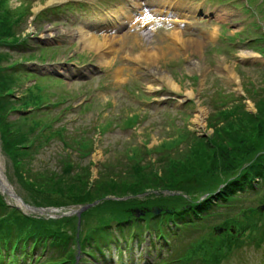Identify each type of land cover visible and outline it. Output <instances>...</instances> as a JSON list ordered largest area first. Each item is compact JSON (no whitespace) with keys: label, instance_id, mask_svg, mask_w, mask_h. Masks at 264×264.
<instances>
[{"label":"rangeland","instance_id":"374dc122","mask_svg":"<svg viewBox=\"0 0 264 264\" xmlns=\"http://www.w3.org/2000/svg\"><path fill=\"white\" fill-rule=\"evenodd\" d=\"M22 1L28 2L33 16L23 31L24 34L30 35L28 45L13 51L15 61L26 57L29 52L38 51L39 49H35L36 44L49 49L41 55L42 57H38L39 53L34 52L36 57L23 59L26 70L45 76V79H39L37 75L28 77L21 84V90L41 80L43 84L50 86L49 93L56 94L50 96L52 102L71 95L65 104L47 106L46 113H40L46 116L42 122L48 118L59 119L53 125L54 128H65V142L55 138L50 142V146L44 144L31 162L32 172L40 171L43 175L48 173L47 169H51L52 173L57 170L61 172V158L69 155L72 162L77 160L81 165L87 164L88 161L92 163L89 170L90 179L93 181L100 174H105L106 165L114 167H108L113 170L108 172L110 174L122 172V164L128 162L127 156L134 155L138 147H141V152L138 151L141 156L144 155L145 148L149 149L151 154L147 160L156 165L155 161L159 155L154 152L164 149L163 146L167 144L177 145L176 152L179 154L184 152L186 141H178L181 140V135L185 136L186 131L187 134L198 137L210 136L213 131L210 126L212 123L218 127L230 123L236 125L234 118L225 121L221 117L224 114L221 113L235 108L233 104L243 101L242 97H245L246 100L242 102L245 105L244 110L255 114L254 102L264 97V52L259 51L264 43L255 44L253 48L247 41L260 39L264 33V0H232L230 5L221 2L225 0H168V8H171L168 12L172 13L171 17L166 19L168 24H163L164 18L154 14L151 16L153 29L139 27L135 29L136 34H133L135 31L130 32V29L128 31L126 24L121 25L119 29L116 27L115 30L112 27L103 29V25L95 23L101 17H116V10L127 6L132 0H77L78 3L74 4L76 6L61 7L35 22V13L50 0H11L12 6H19ZM138 1L143 3L145 0ZM84 2L87 4L77 6ZM242 4L252 11L245 12L247 9L240 7ZM176 6L180 12L172 10ZM134 16L140 17L136 13ZM185 18L196 24L192 27L178 24L179 19ZM118 19L115 21L121 22ZM109 21L111 20L108 19ZM84 30L87 32L83 33ZM83 34L97 40V45L94 48L82 47ZM235 34L238 38L234 40ZM241 39L247 40L242 42ZM0 52L3 53L2 50ZM50 55L44 62V57ZM165 75L170 77L172 85L163 78ZM53 78L60 79L61 82L54 81ZM67 89L70 91L65 93ZM84 102L87 103L81 107ZM15 118L16 115L11 116L12 120ZM127 120L135 124L132 126L131 122L129 127L125 126ZM243 120L241 122H244ZM69 137L84 138L86 142L93 139V146L87 157L81 159L74 145H65ZM1 146L0 140L1 167L6 178L11 179L8 184L15 194L24 204L33 208L54 209L41 205L39 197L30 194V191L18 183L12 173L13 165ZM80 152L82 155L86 153L85 146L80 148ZM161 152L164 153L165 150ZM102 164L105 165L102 167ZM76 171V166L70 169L71 174ZM161 192L153 190L148 194L134 195L131 204L154 206L159 204L157 198L160 197L162 201L165 200L164 196L167 200L180 198L181 195L183 199H187V194L179 191ZM261 196V193L247 196L242 208H258L264 201ZM64 208L76 213L84 207L70 204ZM108 210L111 211L112 208ZM241 211L242 209L221 212L216 221L207 224L218 226L227 216H235ZM91 212L93 215L91 214L88 224L91 228L86 233L95 229L102 234L99 226L102 222H98V218L101 217L99 221L107 220L108 214L105 211H98L99 215L95 214L97 212ZM46 216L48 215H43ZM192 225L178 224V227L173 228L175 237L184 241L186 234L194 231L189 228ZM203 227L201 224L196 231L202 230ZM206 228L208 232L209 228ZM139 229L148 230L151 235L152 230L140 228L136 223L124 228L112 226L109 230L105 229L109 240L102 239L108 247L105 257L90 247L85 249L86 257L81 264H88L84 262L89 260L87 255L93 259L89 260L93 264H150L149 258H142L144 246L140 245L139 238L135 239L138 240L137 243H131V258L127 252L119 254L116 251L118 240L126 247L133 234L140 233ZM236 229L239 231L238 227ZM254 234H250V240L246 238L241 250L235 248L228 251L230 248L225 247V254L228 251L225 258L227 261L222 264H264V239L257 241V238L253 237ZM204 236L205 233H197L198 238L187 243L189 245L197 240L196 246L192 245L189 249L186 245V249L180 254L175 251L174 245L169 248V243L155 239L152 241L149 255H159L166 261L171 258L170 251H173V264L176 261V264H202V254L195 253L194 246L202 250L200 242ZM220 239L226 241L227 236L224 235ZM81 240L85 243L84 239ZM182 245L183 243L177 242L175 246L180 249ZM159 247H162L160 254ZM56 256H63L66 262L69 257L61 249L50 250L42 263L54 260ZM158 257H155L156 263Z\"/></svg>","mask_w":264,"mask_h":264},{"label":"trees","instance_id":"16d2710c","mask_svg":"<svg viewBox=\"0 0 264 264\" xmlns=\"http://www.w3.org/2000/svg\"><path fill=\"white\" fill-rule=\"evenodd\" d=\"M1 3L2 0L0 50L2 47H9L7 44L13 43V46L18 39L17 26L15 27L17 23L11 24L14 13L4 8ZM7 59L8 55L0 52V65ZM21 71L23 70L19 63H13L6 70L0 69V135L3 149L12 161L18 181L30 194L39 197L41 205L65 207L70 204L91 203L107 196L125 197L160 190L180 191L189 198H195V202L199 197L208 194L201 204L196 203L194 207L197 212H205L214 206L218 208L219 205L234 203L232 198L235 199L238 192L255 191L256 187L264 185V97L254 102L255 114L244 110L245 106L241 101L233 102L235 108L220 112L224 114L221 116L223 120L234 118L236 125L230 123L218 127L212 123L210 126L213 131L208 137L185 133L178 141H186L184 152L177 153L175 144L165 145L164 149L154 152L159 155L156 165L150 160L135 156L132 163L124 164L122 172L110 174L108 168L105 174H100L94 181L93 186H89L87 168H83L84 173L80 176L55 175L50 172L43 175L38 169L36 170L39 172H32L28 159L33 157L37 142L30 141L27 136L31 130L24 124L27 118H22L24 123L18 119L9 120V112L20 102L10 94V89L18 85ZM33 101L34 97L29 96L22 101V105ZM163 150L164 153L161 152ZM221 185L223 186L220 188ZM216 190L219 193L213 195ZM177 199L188 202L182 197ZM163 202L167 205L171 201L165 199ZM102 205L109 220H120L126 215L130 202L107 200ZM110 208L111 211L108 210ZM70 222V218L44 221L25 217L7 206L0 196V242H10L20 236L22 239L31 240L51 239L66 251L74 236L73 232L70 234L73 228ZM223 222L220 226L228 229L227 235L224 234L227 236L226 241L220 238L202 241V250L199 247L194 250L195 253L201 252L203 264H219L225 260L228 251L242 245V236L247 232L255 233L253 237L260 235L257 238L264 235V213L255 208H246L238 216ZM225 247L230 248L226 254Z\"/></svg>","mask_w":264,"mask_h":264},{"label":"bare ground","instance_id":"6f19581e","mask_svg":"<svg viewBox=\"0 0 264 264\" xmlns=\"http://www.w3.org/2000/svg\"><path fill=\"white\" fill-rule=\"evenodd\" d=\"M59 1H61V0H59ZM149 1V0H148ZM153 1H156V2H158L159 0H150V2H153ZM169 1L168 0H163L162 2H159L160 4H164L163 5V10H160L159 9V11H155V10H153V12L155 13H157V14H166L165 15V17L164 18H166V17H169L170 15L168 14V13H170V12H168V11H166L165 10V7L166 6H168L169 5V3H168ZM148 3H146V2H143V3H140V2H137V1H135V2H133L132 3V7H123L122 9H120V11H116V17L115 18H117V16H120V15H126V17H123L124 18V20H127L128 19V21L130 22L129 24H131V23H133L134 21H137L138 23H135V26H137V25H144V22L143 21H139V19H136L135 17H134V12L136 13V10H134V7H137V8H140V7H142V5H147ZM176 5H178L179 6V4H176ZM179 7H181V6H179ZM169 10H171V8H168ZM177 9H179V8H177V6L174 8V9H172V10H175V12H179ZM134 10V11H133ZM149 13L150 14H154V13H152L151 11H149ZM137 14V13H136ZM143 14H145V11H141L140 13H138V15L139 16H142ZM172 14V13H171ZM219 17H221L222 18V16H219ZM145 19H148L147 17H144ZM110 20L111 21H109L108 22V17H101V18H98V21L97 22H95V23H97V24H99L100 26L101 25H103L104 27H102L103 29H106V28H110V27H112V29H115V27H113L114 26V24L115 23H117V22H115L112 18H110ZM94 24V23H93ZM118 24V23H117ZM116 26V25H115ZM99 28V27H98ZM136 28V27H135ZM103 31H105V30H103ZM136 31V30H135ZM85 32H87L86 30H84L83 31V33H85ZM81 45H82V47H86V48H94L95 47V45H97L96 44V42H97V40H95V39H91L90 37H87V36H85L84 34L82 35V38H81ZM190 42V41H189ZM185 44H187V43H185ZM102 50V49H101ZM166 81H168L171 85L173 84L172 82H171V79H170V77L169 76H167V75H165L164 77H163ZM197 118V120L199 119V117L197 116L196 117ZM0 171H1V164H0ZM0 178H1V176H0ZM4 182V181H3ZM1 185H3V186H5L4 184H5V182H4V184L3 183H0ZM43 213H45V211L43 212ZM47 213H52L51 211H48Z\"/></svg>","mask_w":264,"mask_h":264},{"label":"water","instance_id":"95a60500","mask_svg":"<svg viewBox=\"0 0 264 264\" xmlns=\"http://www.w3.org/2000/svg\"><path fill=\"white\" fill-rule=\"evenodd\" d=\"M0 183H1V182H0ZM2 186H3V185H2ZM2 190H3L4 192H6L7 194H9V191L7 190V188H6L5 186H3ZM10 195H11L10 197H14L13 194H10ZM16 199H17V198H16ZM23 207H24L27 211H29V212H31V213H34V212H40L39 209H36V208H33V207H29V206H27V205H25V204H23Z\"/></svg>","mask_w":264,"mask_h":264}]
</instances>
